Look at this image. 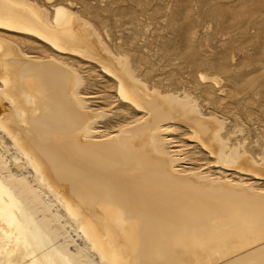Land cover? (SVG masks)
Segmentation results:
<instances>
[{
  "label": "bare ground",
  "instance_id": "bare-ground-1",
  "mask_svg": "<svg viewBox=\"0 0 264 264\" xmlns=\"http://www.w3.org/2000/svg\"><path fill=\"white\" fill-rule=\"evenodd\" d=\"M30 42L96 63L140 116L101 130L83 76ZM123 55L66 5L0 0V264H264V141L256 158L227 146L222 120L148 87ZM180 125L248 176L194 166L173 148Z\"/></svg>",
  "mask_w": 264,
  "mask_h": 264
},
{
  "label": "rangeland",
  "instance_id": "rangeland-1",
  "mask_svg": "<svg viewBox=\"0 0 264 264\" xmlns=\"http://www.w3.org/2000/svg\"><path fill=\"white\" fill-rule=\"evenodd\" d=\"M36 1L48 8L63 4L78 12L94 25L111 51L126 55L148 87L188 94L205 114L223 121L221 136L227 146L245 149L255 158L261 154L264 0ZM30 44L37 48L28 47L29 52L42 57L52 54L83 76L81 96L91 109L103 112L97 125L104 132L112 133L140 116L123 105L115 92V80L96 63L50 47L39 48L36 42ZM199 72L218 76L220 86L201 82ZM188 132L180 125L170 136L173 148L187 151L194 166L234 179L248 176L217 164L211 154L189 141ZM259 181L264 187V181Z\"/></svg>",
  "mask_w": 264,
  "mask_h": 264
}]
</instances>
